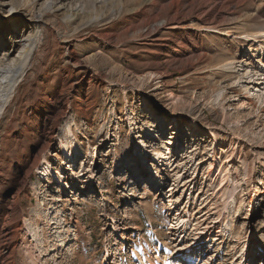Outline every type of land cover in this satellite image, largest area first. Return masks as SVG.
I'll use <instances>...</instances> for the list:
<instances>
[{"label":"rangeland","instance_id":"1","mask_svg":"<svg viewBox=\"0 0 264 264\" xmlns=\"http://www.w3.org/2000/svg\"><path fill=\"white\" fill-rule=\"evenodd\" d=\"M47 2L54 9L45 20L60 32L62 20L78 11L70 27L86 26L85 39L71 42L69 51L92 73L82 79L83 64L58 71L65 47L50 39L42 46L36 66L43 63V72L25 79L14 105L29 139L17 146L5 130L7 141L0 138V201L12 185L7 179L14 166L7 168V161L19 153L22 163L25 153L34 154L42 143L35 130L40 120L28 115L47 76V91L55 94L60 82L73 83L80 91L74 97L86 99L56 127L46 152L49 164L55 169L66 158L60 145L70 124L85 149L76 167L87 169L80 173L83 168H74L83 179L62 195L59 185H39L37 169L44 154L36 159L19 194V223L27 228L13 264H169L165 262L180 261L178 256L189 251L183 245L194 234L202 239L190 252V264H264L255 260L264 252V202L261 209L254 207L264 191V79L258 77L261 85L255 86L254 70L248 66L242 72L238 63L240 44H247L242 24L253 23L252 18L251 29L264 30V0H0V12L16 10L13 24L3 31L0 26V59L6 51L11 57L17 54L15 47L8 49V34L23 28L27 36L30 25L27 30L24 24L30 12L42 13ZM155 20L164 21L163 27L155 26ZM208 22L217 28L203 29ZM249 44L257 51L244 52L247 65L260 50L256 42ZM151 110L158 119L148 121ZM159 123L163 135L151 142L152 133L144 131ZM172 125L181 144L169 159ZM213 152L219 160L208 173ZM142 160L147 164L140 167ZM128 163L141 180L136 186L129 180ZM228 171L233 181L225 175ZM159 180L162 185L153 183ZM231 199L243 204L240 210L230 205ZM177 218L187 224L183 234L172 227ZM236 235L239 243H234ZM227 244L234 249L227 250ZM5 251L0 245V264Z\"/></svg>","mask_w":264,"mask_h":264},{"label":"bare ground","instance_id":"2","mask_svg":"<svg viewBox=\"0 0 264 264\" xmlns=\"http://www.w3.org/2000/svg\"><path fill=\"white\" fill-rule=\"evenodd\" d=\"M53 9H54L53 3L47 2L45 4V8L42 13H35L34 11H31L29 14V18L26 19V22L24 24V26L26 25L27 30L29 29V25H30V29H31L30 33L26 36V30L22 28L18 32L12 31L10 34H8V42L10 43L8 49L15 47L17 54L11 57V55L7 53L8 51H6V54H4V56L0 59V127H3L2 134H0V138L3 141H7V139L10 138L12 139V141L16 143L17 146H19V143H23L26 139H29V135L26 133V129H24L23 126L19 123L18 121L19 117L15 118V115L17 114V110L14 108V105H15V102L19 99V94H20L19 92L22 89L23 84L25 83L24 82L25 79L30 76H33L35 73H36V76H38L39 74L43 72L42 71L43 63L40 64L38 66V68L39 67L40 68L37 69L36 62H38L39 58L42 56L41 54V51L43 50L42 46L45 44V42L48 39L53 40V41H60V43H62L63 46L65 47V53H64L65 61H64V64L61 65L58 71L62 73L67 72L69 68L68 65L83 64L81 60L73 56V52L69 51L71 42L76 41V40H78L79 42H82L85 39L83 37L84 36L83 32L86 26L74 27V28L70 27L71 23L75 20L74 14L75 12L78 13V11L75 10L74 14H69L62 20L64 28H60L62 30L60 32L59 30L55 29L56 27L54 25H50L45 20V17L48 16L53 11ZM15 14H16V10L15 11L8 10V11L0 12V26H3L2 31L5 29L7 25L13 24V17ZM256 14L258 15V13ZM209 16L213 17L212 14L211 15L209 14ZM217 17L219 18V16L216 15V18ZM199 19H201V17ZM171 20H175V19L171 18ZM250 20L253 23L242 24L241 35L244 36V39L243 38L242 39L247 44H244V43L240 44L241 45L240 48L243 50V53L241 52L238 55V57H240L238 60V63L240 64L239 67H241L242 72L248 66H250L251 69L254 70L253 72H255L257 76L255 78L256 79L255 82H257L255 83V86H259L261 85V82H259V79L257 78L263 76L262 79H264V30H258V31L252 30L251 28H253L252 25H254V20L252 18H250ZM212 22L211 23L208 22L206 24L203 23L204 24L203 29H206V30L216 29L217 27ZM163 23L164 21H158V20L154 21L155 26H157L158 28L163 27ZM252 41L256 42V44L260 47V50L258 49L259 53L257 57L255 58L256 60L253 61L250 65H247L245 64L246 61L244 59L245 57L244 52L247 53L249 51H255V50L257 51L255 47H252V45L249 44ZM99 53L100 52L98 51L97 54ZM230 64H227V65H230ZM90 72L92 73V69L89 68L87 64H83V66L81 67V71H80L81 73L80 75L82 76V79L84 75H87ZM90 76L92 77V79H95V77H98L93 74H90ZM49 78L50 76L46 77V80L44 81L43 86H41L42 84H40L42 88L37 91V95L35 97L36 103L33 107L29 108L30 116L28 115V117L32 119H33L32 116L36 115L37 119L40 120L39 125H37L38 127H36L35 130H36L37 136H42L41 145L38 148H36L34 154L33 152H30V151L25 153L26 157H23L24 161L22 163H19V158H18L19 153L12 156V160L7 161L8 163L7 168H10L13 165L14 169L9 172V176H8L9 178L7 179V181L12 183V185L9 190L3 193L2 201H0L3 205H5L3 219H2V222H0V245L4 248V251L6 250L3 255V260L5 263H2V264H13V257L16 254V247L19 244V241L24 240L26 236L25 229L27 228V225L25 224L24 226H22L19 223V220L21 218V212L19 211L20 208H19V203H18L19 194L22 188L27 183V177H28L29 172L31 171V169L35 168L36 166L35 161L40 156V154H44V158H43L44 164L41 165L37 169L38 178H40L39 185H41L40 182H45L47 186L59 185L60 187L59 192L60 194L62 193V195L64 194L68 186L71 189L75 188V186L78 183L77 180L83 179V174L82 176H78V175L80 173H83V171L87 169L86 166L83 164H81L79 167H76L75 163L85 158V149L82 144L78 143V137L72 132V127L70 126V124H68L66 127V131H65L66 133L63 135L64 142L61 141V145H60L61 151L63 152V155L66 156V158L64 160L60 159L59 166L55 169H53L51 164H49L48 155L46 152L47 150H49L48 143L51 141L56 127H58L60 121L63 118H65L66 115H68V113L71 112L75 106L79 105L82 102L84 103L86 102V99L84 100L80 96L78 98L74 97V95L80 91H76L77 85H74L73 83L65 85L64 83L60 82L59 89L56 91L55 94L47 91L46 89L50 88L48 85L49 82H47ZM81 82L78 81V84ZM251 82H253V80H251ZM82 85H83V82L81 86ZM40 86L38 87V89L40 88ZM259 98H260V95L258 96V99ZM247 101L249 102L248 105L251 108H253L254 107V105L252 104L253 102L250 100H247ZM150 113H152V116L150 117V119H148V121L159 118V115L156 116L157 114L156 110H151ZM260 113H264V108L260 110ZM79 115L80 113L78 112V114L76 115V119L73 120V125L77 124ZM261 125H263L264 127V120L261 122L260 126ZM161 126L162 125L159 123L152 127L146 128V130L144 131V132L152 133V135L148 134V136L151 137L150 138L151 142H155V141L157 142L162 137L163 128ZM4 130L7 132L6 135L8 136V138L4 134ZM189 130H191V128H189ZM140 131H143V130H140ZM170 131H171L170 133L171 137L168 140V143L166 144V150L168 151L167 154L168 156H170L169 159H171L175 155L173 154L174 147H178L179 144H181L178 136L175 133H172V131L174 132L173 125L171 126ZM143 135L145 136L146 134H143ZM193 137L195 136H192V138ZM106 141H104V143L100 147L106 144ZM191 141L196 142L197 138L192 139ZM175 143L177 144L175 145ZM160 156H162L160 153L157 154V160L160 158ZM140 159H143V158H140ZM143 160L141 161V164L139 163L140 167L143 162L147 164V162ZM210 160H211V163L208 165V173H212L213 164H215L219 160V158L213 152L211 154ZM125 161L128 162L130 160L127 158ZM67 166H68L69 171L72 173L71 174L72 177L70 180L67 178V169H66ZM75 167H76V170H78L79 168H83V170L79 174H77V172H75L74 170ZM162 168L163 167H161L160 169ZM126 169L130 171L129 180L132 181L131 185L132 186L138 185L139 182H141V180H139L138 176L135 175L136 172L131 171L134 168L130 166V163H128V167ZM88 174H90V172H88L86 175ZM152 174H153V177L158 176L157 171H153ZM143 175H144V172H142V176ZM163 175H165V171L163 172ZM225 175L232 179L233 175L230 171L226 172ZM90 178L92 179V182L95 181V176L94 177L90 176ZM221 179L223 180L225 178H221ZM3 180H4L3 178H0V183H2ZM223 182L224 181H222V183ZM153 183H156L157 185L158 184L162 185V180L161 181L159 180V182L154 181ZM89 187H91V182L88 183L87 188ZM263 195H264V191L262 190L259 196L254 201V207L258 206L257 208L259 209L262 208L263 202H264ZM222 196H225V194H222ZM5 197H8V199H4ZM141 198L142 197H140V199ZM229 203L230 205L235 204V208L237 211L240 210L239 209L240 206L243 205L242 203H239V204L235 203L233 199H231ZM3 205H2V208H3ZM228 209L229 208L227 206L225 210H228ZM186 214L187 213H185V215ZM188 216L189 218H191L190 214ZM184 220L185 219L182 220L181 218H177L175 223L172 224V227L177 228V231L180 230L182 234L184 233V230L187 226L186 223H185L186 225L184 224L185 222ZM229 222H230L229 220L226 223L224 222L226 227H228ZM194 230L197 231L199 229H194ZM229 231L231 232V230ZM198 234H201V233L198 232ZM121 237L124 241H126V237L124 235H122ZM233 238H234L233 239L234 243H239L241 240V236L239 235L233 236ZM200 239L202 238L199 237L198 235L196 234L192 235V239L188 241L187 245H183V247H185V249H188L189 251H187L186 254H184L183 256L182 255L178 256V257L180 256L182 257L181 260L180 261L175 260L172 262L169 261L165 263L175 264L177 262L178 264H180V262L182 263L184 262L183 264H190L192 261V256H193V255L191 256L190 252L197 248V246L199 245L198 241ZM226 249L233 250L234 245L227 244ZM233 254L231 257L234 256ZM176 257H177V253H175V255L172 256V258H176ZM242 258L243 257H241V259ZM257 259H261L262 262H264V252L262 253L261 258H258V257L255 258V260ZM160 262L161 261H159V263ZM239 263L240 262H238L237 264ZM149 264H152V263H149Z\"/></svg>","mask_w":264,"mask_h":264}]
</instances>
